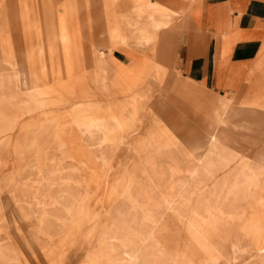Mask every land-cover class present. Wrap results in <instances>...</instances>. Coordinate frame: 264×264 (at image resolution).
Instances as JSON below:
<instances>
[{
    "label": "rangeland",
    "instance_id": "374dc122",
    "mask_svg": "<svg viewBox=\"0 0 264 264\" xmlns=\"http://www.w3.org/2000/svg\"><path fill=\"white\" fill-rule=\"evenodd\" d=\"M117 1L107 0L108 49L92 53L120 43L141 59L109 67L105 107L74 91L84 78L73 60L84 34L73 22L87 0H41L49 28L35 36L50 44L4 59L22 71H0V264H264L253 242L264 229V131L245 142L244 127L260 124H240L232 112L216 146L205 135L223 101L248 118L250 104L264 106V93L207 97L187 86L162 45L172 22H152L165 5L134 0L118 11ZM10 5L13 20L39 19L30 15L35 0ZM45 52L59 89L44 76ZM242 83L263 89L264 76ZM197 97L213 106L197 107L206 128L192 107Z\"/></svg>",
    "mask_w": 264,
    "mask_h": 264
},
{
    "label": "crops",
    "instance_id": "0c3cea01",
    "mask_svg": "<svg viewBox=\"0 0 264 264\" xmlns=\"http://www.w3.org/2000/svg\"><path fill=\"white\" fill-rule=\"evenodd\" d=\"M150 1L152 8L159 2L167 9L165 14L155 17L152 22L154 24L156 20H160L161 26L172 22L164 30L167 40L162 42V45L169 55V65L175 66L185 77L187 86L207 97L235 92L264 93V88L258 90L255 86L242 83L243 79L246 81L249 76L257 73L264 76V0ZM10 3L11 0H0V55L3 61L7 57L12 60L21 58L23 49L28 46L34 45L37 48L38 43L44 46L50 44L45 35L35 36L37 30L44 33V30L49 28L45 24L47 22L44 20L41 0H35V10L31 8L30 11V15L36 13L34 18L39 19H31L28 22L12 19L9 14ZM133 4L134 0H118L116 8L118 11H126ZM108 14L107 0H87L79 6L73 22L75 28L83 30L84 34L75 42L76 45L81 46L82 52L75 53L73 58L76 63L75 75L82 73L84 78L75 84L74 91L80 93L79 89L83 88L82 92L90 94L89 100L99 103L101 107L107 105L109 78L113 76V71L109 67L114 66V61L130 63L141 59L130 56L120 43H115L116 46L110 53L109 51L103 54L92 53L93 46L97 50L108 49L105 31L103 33ZM55 24L53 22L54 26ZM24 33L28 36H23ZM153 38V34H148L145 40L149 42L153 41ZM53 44L59 46V39ZM41 56L46 65L44 76L47 82L52 83L53 88L59 89L52 74L49 55L45 52ZM34 68L38 74H41L36 62ZM20 70L18 66L12 68L5 61L0 64V71L8 76H14ZM98 94H100L99 98H97ZM50 96L52 95H47ZM197 100L192 107L195 109V116L206 128L210 122L209 118L199 112L197 107L200 104L203 109L212 110L213 106L199 101L198 97ZM220 106L221 109L228 106L229 114L234 112V120L238 119L240 124H243L245 119L244 124L251 122V125H255L259 122L258 131L244 127L245 131L250 132L243 137L245 142L257 139L252 132L254 134L264 131V106L250 104L247 108L250 114L248 118L242 111L235 110L232 101H223ZM46 109L59 112L60 107L49 104ZM232 122L231 120L230 123Z\"/></svg>",
    "mask_w": 264,
    "mask_h": 264
},
{
    "label": "bare ground",
    "instance_id": "6f19581e",
    "mask_svg": "<svg viewBox=\"0 0 264 264\" xmlns=\"http://www.w3.org/2000/svg\"><path fill=\"white\" fill-rule=\"evenodd\" d=\"M155 20V17L153 18L152 21ZM162 24V22L160 20H156L155 23L153 24L155 27H160ZM144 38H148V34H145V37ZM222 116H220V118L218 119L217 123H216V128L213 129L211 132L209 133H205V135L207 136H210L211 140L214 142L215 146L218 144L219 142V137H220V134H221V131H220V126L223 124V123H226V115L229 114L227 108L223 107L222 109ZM241 121V119H240ZM211 141V142H212ZM263 226V225H262ZM249 228V227H248ZM249 232V231H248ZM263 233V234H262ZM256 238L253 239L255 242V244L258 246V250L261 251V252H264V229L261 228L259 233L257 232L255 234ZM252 243V242H251Z\"/></svg>",
    "mask_w": 264,
    "mask_h": 264
}]
</instances>
